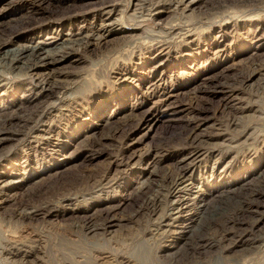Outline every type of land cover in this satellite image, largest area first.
<instances>
[{"label":"rangeland","instance_id":"374dc122","mask_svg":"<svg viewBox=\"0 0 264 264\" xmlns=\"http://www.w3.org/2000/svg\"><path fill=\"white\" fill-rule=\"evenodd\" d=\"M169 1L0 0L1 58L103 26L117 42L41 66L65 82L53 99L18 73L26 60L0 65V121L34 119L0 146V264H264V0ZM211 79L232 92L195 91ZM191 156L177 206L170 180Z\"/></svg>","mask_w":264,"mask_h":264},{"label":"bare ground","instance_id":"6f19581e","mask_svg":"<svg viewBox=\"0 0 264 264\" xmlns=\"http://www.w3.org/2000/svg\"><path fill=\"white\" fill-rule=\"evenodd\" d=\"M107 0H101V3H105ZM231 1V0H230ZM239 1V4H244L246 2H248V4L252 2H255L256 0H238ZM42 2V1H41ZM146 3V2H145ZM185 3V4H184ZM191 3H193V0L192 2L188 0H171L169 1V8H173L174 10H178V9H181V11L185 12V11H189L190 8H191ZM171 4V5H170ZM238 4V3H237ZM261 4V3H260ZM263 4V3H262ZM210 7L208 9H211V8H216V7H220V4H217L216 1L212 0L210 2ZM77 5H74V4H70V5H67L61 9H64V13L66 12H69L70 9L74 8ZM141 6V5H140ZM84 7V6H83ZM147 7V6H146ZM237 7V6H236ZM242 7V6H241ZM105 8V7H104ZM148 10L152 13L154 12L156 9V5H154L152 2L148 3ZM136 11L135 12H138L137 11V8H135ZM158 9V8H157ZM222 9V8H221ZM75 10V9H74ZM110 10V9H109ZM215 10V9H214ZM56 12L55 9H52L51 12ZM94 11V10H93ZM115 12V10H114ZM134 12V11H133ZM132 12V14H133ZM190 12L192 13L193 12V9L190 10ZM142 13V12H141ZM148 13V12H147ZM139 14V12H138ZM178 14V13H177ZM58 15H61L58 14ZM106 15H109V12L106 13ZM148 15V14H147ZM132 16V15H131ZM141 16V15H140ZM193 16V15H192ZM154 17V16H153ZM137 18V17H136ZM139 18V17H138ZM31 20V19H30ZM110 23V22H109ZM103 24V23H102ZM176 25V24H175ZM108 26H103V28H101L100 30V33L99 34H95V35H90L88 37H85V38H82V39H77V40H73V41H64L62 44H60L59 47H55L54 49H51V50H43L41 47L39 46H30V45H22L20 46L19 48H17L16 50H14L13 52H10L9 54H6L5 56H3V58L0 59V65H3L4 67H7V68H11V69H14L13 68V65L19 61H23V60H26L27 62L25 63V67L22 69H20L18 71L19 74H24L28 77H31V79H35L37 82L36 86H38L39 88H41V90H46L48 91L49 93L46 94V99H53L54 97H56L57 95L56 94H60L66 89V85H65V82L62 80V79H59L58 77H55V78H52L51 76L48 78H45L43 79L41 76H43L40 71L41 66L43 68H48V67H54V66H57L58 64L60 63H64V62H67L71 59H75L76 57H74V53H76L77 50L80 49V51H87L89 48L91 47H98V48H101V47H108V46H111V45H114L116 44L117 42L116 41H113V42H109V45H108V42L106 41V38L104 36V34L107 32L106 31V28ZM109 32V31H108ZM14 35V32H11L10 34V37H13ZM156 39V38H155ZM95 41V42H93ZM6 42H1L0 43V47L3 46V44H5ZM76 45L78 46V48H74L73 46ZM108 45V46H107ZM78 60V59H77ZM75 60V61H77ZM30 62V63H29ZM250 66V65H249ZM251 67V66H250ZM1 68V67H0ZM258 68V67H257ZM2 69V68H1ZM261 69V68H260ZM253 71H257V70H253ZM252 72V71H251ZM251 74V73H250ZM45 75V74H44ZM51 75V74H50ZM21 76V75H20ZM264 76V75H263ZM58 78V79H57ZM239 80V79H238ZM244 80V79H243ZM247 80V79H246ZM238 82V81H237ZM210 84L211 86H206V87H202V88H197L195 89V91L197 92H202V91H207V89H212L210 87H213L215 89H219L220 91H224V90H228L226 88H224V84L225 83H221V82H215L214 80L211 79L210 81ZM263 84H264V79H263ZM157 85V84H156ZM159 85V84H158ZM224 86V87H223ZM157 87V86H155ZM68 91V90H67ZM228 93H231L232 91H227ZM194 95V93H193ZM165 100V99H164ZM163 100V101H164ZM159 102H161L162 100H157ZM157 102V103H159ZM54 103V102H53ZM21 105V104H19ZM47 106V105H46ZM45 107V106H44ZM20 109V107H19ZM46 109H49L48 107ZM61 109V108H59ZM58 109V110H59ZM45 109L43 108V111ZM57 110V111H58ZM51 112V111H49ZM56 112V111H55ZM37 113V112H36ZM39 113V112H38ZM48 114V113H47ZM53 114V113H52ZM44 116V115H43ZM56 116V115H55ZM98 116V115H97ZM15 117V116H13ZM13 117L11 118H7V119H4V120H1L0 121V146L3 145L5 142L7 141H17L19 139H21L22 137L25 136V133H24V130L28 128V126H30L33 122H34V119L33 118H29V119H23V118H18V120H13ZM48 117V116H47ZM153 117V116H152ZM2 118V117H1ZM45 118V117H44ZM11 119V120H10ZM39 121V120H38ZM53 121V120H52ZM57 121V120H56ZM55 121V122H56ZM7 122H10V125L12 124V127H16L17 130H13L12 131H5V127L7 124ZM42 122V121H40ZM45 122V121H44ZM42 122V123H44ZM58 122V121H57ZM54 123V122H53ZM46 124V122H45ZM44 125V124H43ZM39 126V125H38ZM42 126V125H41ZM51 126V125H50ZM49 126V127H50ZM40 127V126H39ZM38 127V128H39ZM10 129V128H9ZM50 129V128H49ZM48 127L47 126H43L41 128L40 131H37L35 132V138H38L39 140L44 137L46 138V134H48ZM51 131V130H50ZM210 136V135H209ZM35 140V139H33ZM193 141V140H192ZM197 141V142H196ZM35 142V141H34ZM205 140H204V136L202 137V139L198 138L196 140L193 141V145H196V148L199 149V146L201 145V143H204ZM47 143V142H46ZM206 145H208L207 143L208 142H205ZM13 144V143H12ZM46 145V144H45ZM192 145V143H191ZM203 145V144H202ZM201 145V146H202ZM210 145V144H209ZM200 146V147H201ZM205 146V145H204ZM34 148V147H33ZM195 151V150H194ZM196 156V155H194ZM190 157L188 159H186L187 161L185 160H181V162L179 163V165H181L180 169L178 170L177 172V175L175 177H173L171 180H170V188L172 190V194L170 193V196L171 197H175V203L177 206L178 204L183 201L180 199L179 195L181 194V192L184 190V191H188V189L190 188L189 185L187 184L189 180H187L186 177H188L186 175V171H188V169L193 165V161L195 160V157ZM193 158V159H192ZM119 164V163H118ZM186 176V177H185ZM102 177V176H101ZM120 177V176H119ZM105 179L102 178L100 179L99 182H102L104 181ZM114 180L116 181V178H114ZM113 180V182H114ZM108 181H111V180H108ZM108 181H104L102 183H107ZM98 182V181H97ZM97 182H94L93 184L97 183ZM98 182V183H99ZM109 183V182H108ZM115 183V182H114ZM110 184V183H109ZM190 184V183H189ZM8 185V182H4L3 183V186H7ZM114 185V184H113ZM107 186V185H106ZM111 186V185H110ZM192 187V185H190ZM240 186V185H239ZM96 188V187H94ZM190 191V189H189ZM174 192V193H173ZM199 192H196L194 193L193 195H196L195 197L198 198L199 196ZM194 197V198H195ZM193 198V199H194ZM190 200V199H188ZM198 201V200H197ZM65 202V201H64ZM192 204L195 205L194 201L193 200H190V201H186L185 202V205H186V208L187 207H193ZM200 205H202L200 203ZM171 206V205H170ZM196 209V213L193 214V216L195 215V220L198 221L200 219V215L203 216L204 213H205V210L203 211L202 207H200V209L195 206L194 207ZM47 209V208H46ZM25 210V209H24ZM50 210V208H49ZM36 214L34 215H37L38 213L43 215V216H52V214H50L49 211H46L44 208H41L39 210H36L34 211ZM34 212H22V215L20 214L21 218H26V219H31L34 215L33 213ZM194 220V219H193ZM191 221V220H190ZM101 230V229H100ZM185 231V230H184ZM96 228H93V227H90L88 228V233L89 234H96ZM181 232V230H180ZM178 231V233H180ZM177 233V234H178ZM43 241V240H42ZM34 246V245H33ZM35 248V247H34ZM9 249V248H7ZM17 249V248H16ZM29 249V248H28ZM27 249V250H28ZM25 251V250H24ZM30 251V250H28ZM6 252V251H5ZM22 252V251H20ZM26 252V251H25ZM16 253V252H15ZM101 253V252H100ZM29 253H16V256H19L21 257V261L19 262L20 264H41L42 262H36V261H27V255ZM103 254V252H102ZM105 254V253H104ZM13 255V254H12ZM15 255V254H14ZM10 256V255H9ZM98 256V255H97ZM106 257V256H105ZM108 257V256H107ZM106 257V258H107ZM10 258V257H9ZM103 258V257H102ZM105 258V259H106ZM109 258V257H108ZM43 264V263H42Z\"/></svg>","mask_w":264,"mask_h":264}]
</instances>
